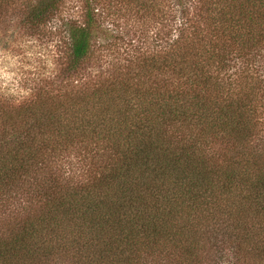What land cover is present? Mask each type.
Masks as SVG:
<instances>
[{
  "label": "trees",
  "instance_id": "1",
  "mask_svg": "<svg viewBox=\"0 0 264 264\" xmlns=\"http://www.w3.org/2000/svg\"><path fill=\"white\" fill-rule=\"evenodd\" d=\"M82 1L71 82L0 102V264H264V0H176L171 40L114 80L81 69L103 27ZM62 2H26L25 22Z\"/></svg>",
  "mask_w": 264,
  "mask_h": 264
},
{
  "label": "rangeland",
  "instance_id": "2",
  "mask_svg": "<svg viewBox=\"0 0 264 264\" xmlns=\"http://www.w3.org/2000/svg\"><path fill=\"white\" fill-rule=\"evenodd\" d=\"M31 1L36 0H5L0 6V102L15 106L28 103L39 91L42 94L50 89L51 93L57 92L60 86L65 88L66 83L71 82L72 77L64 74L62 44L66 26L63 22L66 18L80 20L84 15V1L63 0L54 19L46 24L30 25L25 22L23 11L26 2ZM182 2L186 8L201 4L200 0ZM177 5L180 4L176 0H95L94 11L103 27L97 35L92 63L81 68L84 74L88 79L101 76L108 80L120 79V72L133 69L141 58L156 54L174 35L171 33L176 27L175 15L178 18L180 14ZM261 55L264 49L255 55L254 65H260ZM261 60L264 62V58ZM253 67L254 77L264 79V67L257 73V67ZM160 76L163 78L167 73L154 72L151 78ZM69 159L72 165L64 164L67 172L71 167L72 171L80 169L85 161L84 155L79 158L74 153L62 161ZM16 200L22 203L18 208H38L35 200L20 194ZM11 225L1 223L0 229H9ZM225 255L228 257L223 264L234 262L232 254Z\"/></svg>",
  "mask_w": 264,
  "mask_h": 264
}]
</instances>
